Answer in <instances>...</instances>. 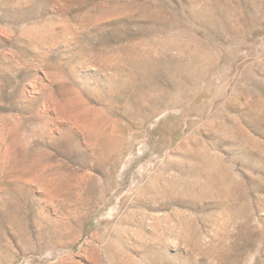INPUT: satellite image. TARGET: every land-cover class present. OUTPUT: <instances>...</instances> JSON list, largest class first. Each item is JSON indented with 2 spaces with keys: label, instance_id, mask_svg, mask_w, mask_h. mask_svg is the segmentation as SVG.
<instances>
[{
  "label": "rangeland",
  "instance_id": "374dc122",
  "mask_svg": "<svg viewBox=\"0 0 264 264\" xmlns=\"http://www.w3.org/2000/svg\"><path fill=\"white\" fill-rule=\"evenodd\" d=\"M0 264H264V0H0Z\"/></svg>",
  "mask_w": 264,
  "mask_h": 264
},
{
  "label": "bare ground",
  "instance_id": "6f19581e",
  "mask_svg": "<svg viewBox=\"0 0 264 264\" xmlns=\"http://www.w3.org/2000/svg\"><path fill=\"white\" fill-rule=\"evenodd\" d=\"M157 99H158V98H157ZM160 99H162V98H160ZM163 99H164V98H163ZM154 100H155V99H154ZM159 101H160V100H159ZM154 102H155V101H154ZM154 105H155V104H154ZM93 128H94V127H93ZM88 132H89V131H88ZM88 132H87V133H88ZM97 132H98V131H97ZM93 136H94V135H93ZM95 137H96V136H95ZM93 139H94V138H93ZM93 141H94V140H93ZM92 143H93V142H92ZM104 144H105V143H104ZM104 144H103V145H104ZM89 145H91V144H89ZM103 145H102V146H103ZM93 146H94V145H93ZM104 146H105V145H104ZM107 147H108V146H107ZM107 147H106V148H107ZM116 147H117V146H116ZM106 148H105V149H106ZM105 149H104V150H105ZM108 149H109V147H108ZM94 151H96V150H94ZM98 151H99V150H98ZM108 151H109V150H108ZM101 153H103L104 156H105V157L103 158L104 162H107V160L109 159V157L112 156L114 152H111V153L109 154V153H107V152H105V151L103 152V150H102ZM101 153H100V154H101ZM98 156H99V155H98ZM108 156H109V157H108Z\"/></svg>",
  "mask_w": 264,
  "mask_h": 264
}]
</instances>
